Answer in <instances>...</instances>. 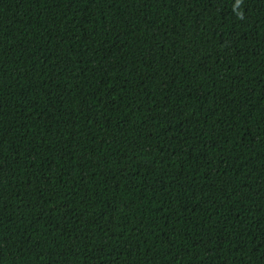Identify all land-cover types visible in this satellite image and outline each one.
Here are the masks:
<instances>
[{
    "label": "trees",
    "instance_id": "16d2710c",
    "mask_svg": "<svg viewBox=\"0 0 264 264\" xmlns=\"http://www.w3.org/2000/svg\"><path fill=\"white\" fill-rule=\"evenodd\" d=\"M0 264H264V0H0Z\"/></svg>",
    "mask_w": 264,
    "mask_h": 264
}]
</instances>
